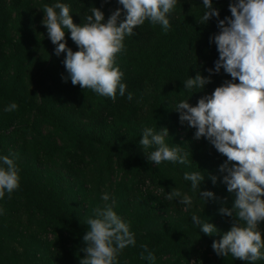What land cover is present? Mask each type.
I'll return each instance as SVG.
<instances>
[{"label": "trees", "instance_id": "obj_1", "mask_svg": "<svg viewBox=\"0 0 264 264\" xmlns=\"http://www.w3.org/2000/svg\"><path fill=\"white\" fill-rule=\"evenodd\" d=\"M57 2L70 7L77 25L84 23L92 7L99 8L108 17L110 10L121 5L118 0H0V157L11 158L10 148L18 138L24 140L29 133H37L43 139L36 142L29 163L19 166V188L11 194L5 192L0 199V264H17L18 258H23L18 264H66L75 258H84L81 249L86 247L83 241L88 231L86 219L95 218L94 215L90 209L79 211L63 195L64 189L41 181L36 164L59 158L63 161L65 173L75 183L88 162L98 157L102 159L105 172L120 174L130 183L131 190L137 193L141 202L132 214L134 219L130 225L136 244L120 252L116 264H192L199 252L194 248L196 231L189 221L190 213L163 223L157 212L160 199L148 204L149 195L141 193V188L146 187L172 190L176 183L161 165L163 162H149L147 155L155 147L144 152L139 145L144 127L136 101L147 88H154L156 93L151 110L155 117L160 122L162 116L175 135L182 131L193 136L188 153L200 162L206 177L204 181L208 183L203 190L211 191L221 199L227 197L225 206L231 208L234 194L229 196L227 192L223 195L218 185L227 174L220 171L227 157L206 138L195 139L196 129L186 122L181 123L180 113L175 110L178 103L186 100L196 106L202 97L211 95L217 87L232 79L223 69L219 73L214 71L219 59L213 39L220 32L218 19L212 17L201 24L205 12L203 0H177L174 10L168 14L170 28L167 32L150 20L137 26L132 35L125 36L124 48L116 55L115 66L123 73L121 82L127 85V90L124 96H120L117 90L113 101L91 89L72 85L63 63L66 52L56 55L57 45L52 43L47 27L42 23L45 17L43 6ZM232 2L213 0V6L220 11L219 19L231 16L229 4ZM125 15L126 12L122 11L120 21ZM65 40L74 52L79 51L68 29H65ZM45 63L51 74L52 90L36 101L29 89L33 78L31 70L36 65L42 69ZM197 74L211 77V82L203 90L185 88L184 81ZM235 82L239 83V80ZM128 93H132L131 100L127 98ZM12 103L18 107L6 111ZM24 113H32V118L24 121ZM17 118L19 121L15 124ZM128 122L138 127L137 134L128 135ZM40 123L50 125L54 134H42L38 128ZM165 141L173 146L171 138ZM196 172L200 173V169ZM213 176L217 177L215 183ZM76 192L80 194V190L76 189ZM208 200L215 201L213 198ZM126 205L121 204L120 208ZM24 210L41 216L38 232H21L20 221L14 222V217ZM125 213L126 208L121 214ZM258 230L264 234V222L258 225ZM49 233L52 234L51 242L44 239ZM201 233L206 242L213 244V235ZM141 245H147L154 252V261L141 259ZM261 252L264 254V249ZM221 258L224 264H240L231 254ZM248 264H264V259Z\"/></svg>", "mask_w": 264, "mask_h": 264}, {"label": "clouds", "instance_id": "obj_2", "mask_svg": "<svg viewBox=\"0 0 264 264\" xmlns=\"http://www.w3.org/2000/svg\"><path fill=\"white\" fill-rule=\"evenodd\" d=\"M123 9H117L105 23L104 13L96 7L90 8L83 24L77 25L70 14V7L57 2L51 6L45 4L43 24L47 27L48 37L54 45L56 55L66 52L63 61L73 85L91 89L95 93L116 99L124 96L127 85L122 83L123 73L115 66L116 54L124 48V38L132 35L137 26L150 20L160 24L167 32L170 28L168 14L172 12L177 0H118ZM205 12L201 24L212 17L218 19L219 34L214 42L219 52L215 62L216 73L223 69L232 77L223 86L217 87L211 95L202 97L196 106L181 101L176 106L181 123L196 129L195 139L206 138L219 153L227 157L220 166L227 174L223 182L227 191L234 194L232 207L224 206L220 214L232 217V227L222 239L212 244L217 255L233 257L243 261L255 262L264 259V239L258 225L264 222V0H233L229 4L231 16L219 19L220 11L213 6V0H203ZM122 11L126 15L122 21ZM65 29L70 30L71 39L79 51L67 46ZM212 71L211 69L209 70ZM239 80V83L235 81ZM211 77L197 74L184 81V87L204 89ZM128 100L133 98L128 93ZM16 103L5 110L13 111ZM168 129L156 131L151 127L143 129L139 145L148 153L149 162L160 164L163 161L190 164L188 153H182L179 146L170 147L165 138ZM0 199L5 192L11 194L20 186L18 168L9 156L0 157ZM213 183L217 177H211ZM184 179L191 182L193 192L200 190V196L206 201L215 199L211 191H201L200 185L205 176L198 172L184 173ZM180 198L181 204L191 206L192 197L173 188L166 196L167 200ZM107 201L109 197L103 196ZM2 211V210H0ZM95 218L88 217V231L83 237L86 247L81 251L86 256L80 264H116V257L128 246H135V234L129 224L113 210L111 205L97 207ZM192 221L201 225L199 216L193 215ZM217 230L212 223L206 222L201 231L213 235ZM141 259L155 260V254L147 245H141ZM195 264V262H193Z\"/></svg>", "mask_w": 264, "mask_h": 264}, {"label": "rangeland", "instance_id": "obj_3", "mask_svg": "<svg viewBox=\"0 0 264 264\" xmlns=\"http://www.w3.org/2000/svg\"><path fill=\"white\" fill-rule=\"evenodd\" d=\"M121 5L118 8H114L110 10V14L108 17H105L104 22L106 23L113 12L117 9H120ZM15 31H12V35H14ZM117 55V54H116ZM47 63L44 64L42 69L38 68L36 65L31 73L33 74V78L30 81L29 89L34 94L36 101L41 99L42 97L48 95L51 90V74L47 71ZM43 73V74H42ZM73 85V84H72ZM78 86V85H74ZM155 90L152 86L147 88L137 97V107L139 108L140 118L142 120L143 127H151L156 131H160L161 128H167L169 131V135L165 138H171L173 140V146H179L182 150V153H188V148H190L191 139L193 136H189L182 131H178L175 135L170 127L163 122V117H160V122L158 118L155 117V113L151 110V103L155 99ZM31 114V116H30ZM24 113L23 119L24 121L32 118V113ZM18 118L15 121V124H18ZM128 135H135L139 132L138 127L134 124L127 123ZM24 124H22L23 126ZM38 128L40 129L42 134L53 133V129L50 125L46 123H40ZM52 134V137H53ZM56 137V135H54ZM57 138V137H56ZM40 135L37 133H33L32 135L29 133L24 140L18 138L14 144L10 148V153L12 155V159L14 160L18 172H20V165L29 163V159L34 153V149L37 141H42ZM58 140V138H57ZM188 160L191 162L190 164H180L178 162H169L163 161L164 164H161L164 168L167 169L168 173L172 176L176 183V188L181 192L192 197L193 204L191 206H187L181 204L179 202L180 198H174L173 200H167L166 196L171 190L159 189L157 187H146L141 188V193L143 195H149L150 199L148 200V204H151L155 199H160V208L157 209V212L160 213L161 219L163 223L172 219V221L181 217L184 213L189 212L190 218L189 221L193 225V228L196 231V241L194 243V248L199 252V256L192 261L195 264H224L221 256L217 255L216 252L212 248V243L206 242L201 233V226L206 222V219H209V223H212L216 226L217 230L213 233L215 237V241L222 239V236L225 232L229 231L232 227V222L230 219H223L220 216L219 209L224 206L225 199H221L217 197L214 199L215 201H207L200 196V190L193 192L191 189V182L184 179V173H193L200 169V173L202 175L203 172L201 170V165L199 161H196L194 155L191 157V153H188ZM0 166H3L0 163ZM36 167H38V176L41 181H44L49 184L57 185L59 188L64 189L63 195L67 198L68 201H72L73 204L79 209V211L83 212L86 209H90L91 213L94 215V210L99 207H104L106 205H111L113 210L122 218L124 222L131 225V221L134 219V211H136L141 202H139V197L137 193H133L131 190V185L128 181H126L120 174H110L105 172L102 164L101 157H98L94 160L88 162V165L80 172L79 177L77 179L78 182H75L68 177L65 173V168L63 165V161L59 158H54L52 161L37 163ZM62 176V178H60ZM206 179V177H205ZM67 180V182H64ZM207 182V181H206ZM205 181L201 182L200 188L203 192L206 187H208V183ZM80 183L82 184L80 186ZM125 185V187H122ZM219 190L225 195L227 191V185L222 181ZM80 190V194L76 192ZM132 195L135 198L128 196ZM107 195L109 199L105 201L103 196ZM232 195L229 193V196ZM227 199V197H226ZM136 201V202H135ZM121 204H127L125 207L120 208ZM92 205V206H91ZM126 213L121 214L122 210H125ZM197 215L200 218L201 225H197L192 221V216ZM209 216L206 218L204 216ZM95 217V215H94ZM15 223L20 221V225L23 230L21 232L26 233H36L38 222L41 219V216L37 213L30 211H22L18 213L15 217ZM159 221V222H160ZM170 222V221H169ZM161 224V222H160ZM262 234V239H264V234ZM44 239H48L49 242L52 241V234L49 233L47 236H44ZM22 249V248H20ZM86 253L84 254V257ZM235 258V257H234ZM240 264H248L249 261H243L238 258H235ZM23 258H18L16 263L22 261ZM80 258L73 259L70 263L66 264H77L80 262ZM159 264H167V262L159 263Z\"/></svg>", "mask_w": 264, "mask_h": 264}]
</instances>
